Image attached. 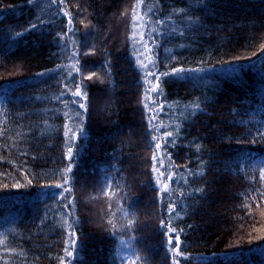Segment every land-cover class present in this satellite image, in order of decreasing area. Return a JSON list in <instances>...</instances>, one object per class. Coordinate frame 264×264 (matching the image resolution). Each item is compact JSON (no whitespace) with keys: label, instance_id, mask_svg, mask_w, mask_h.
Here are the masks:
<instances>
[{"label":"trees","instance_id":"16d2710c","mask_svg":"<svg viewBox=\"0 0 264 264\" xmlns=\"http://www.w3.org/2000/svg\"><path fill=\"white\" fill-rule=\"evenodd\" d=\"M0 98V264H264V0H0Z\"/></svg>","mask_w":264,"mask_h":264},{"label":"snow or ice","instance_id":"6c2138e0","mask_svg":"<svg viewBox=\"0 0 264 264\" xmlns=\"http://www.w3.org/2000/svg\"><path fill=\"white\" fill-rule=\"evenodd\" d=\"M77 71H79V70L77 69ZM183 72H184L183 69H174L172 73H167V72H166V73H164L163 75H164V76L174 75V76H175L176 78H178V79H183V78H184L183 75H182ZM70 75H71V74H70ZM152 91H153V92L158 91V86L154 87V88L152 89ZM72 96H73V97H80V96H81V91H80L79 87L77 88V90H76L75 92L72 93ZM79 107H80V108H84L85 105H84L83 103H80ZM81 134H82V133H81ZM65 135L67 136V135H68V132H66ZM73 135H75V133H73ZM171 135H172V133L169 132V133H168V136L171 137ZM156 147H157V149H159V148H160V144H157ZM68 151H69V153H71V151H72L71 148H70ZM154 159H155V157H154ZM164 187H165V189H167L168 186L165 185ZM68 227L71 228L72 225L69 224ZM169 231H170V232H175L176 230H175V229H169ZM73 236H74V233H73V234H70V238L73 237ZM177 239H178V238H177ZM168 240H169V243L171 244V243H172L171 235L168 237ZM72 243H75V240H74V239L72 240ZM67 255H68V256H72V252H70V251L67 252Z\"/></svg>","mask_w":264,"mask_h":264},{"label":"rangeland","instance_id":"374dc122","mask_svg":"<svg viewBox=\"0 0 264 264\" xmlns=\"http://www.w3.org/2000/svg\"><path fill=\"white\" fill-rule=\"evenodd\" d=\"M139 17L136 16L135 19V27H134V31H135V39H134V46L135 49L137 51L138 57H140L139 55H141V50H143L142 48L146 45H144V40H143V32H142V24L139 22ZM145 48V47H144ZM2 98H0L1 101ZM128 258H130V252L128 255Z\"/></svg>","mask_w":264,"mask_h":264}]
</instances>
